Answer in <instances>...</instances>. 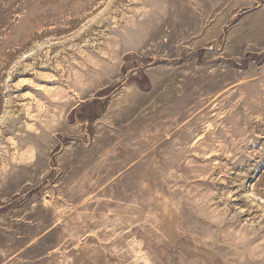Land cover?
I'll return each mask as SVG.
<instances>
[{
	"label": "rangeland",
	"instance_id": "1",
	"mask_svg": "<svg viewBox=\"0 0 264 264\" xmlns=\"http://www.w3.org/2000/svg\"><path fill=\"white\" fill-rule=\"evenodd\" d=\"M0 264H264V0H0Z\"/></svg>",
	"mask_w": 264,
	"mask_h": 264
}]
</instances>
